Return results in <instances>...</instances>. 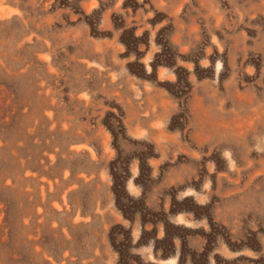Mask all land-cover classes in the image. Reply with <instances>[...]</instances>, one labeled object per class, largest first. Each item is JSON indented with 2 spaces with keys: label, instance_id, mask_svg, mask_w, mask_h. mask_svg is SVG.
<instances>
[{
  "label": "rangeland",
  "instance_id": "obj_1",
  "mask_svg": "<svg viewBox=\"0 0 264 264\" xmlns=\"http://www.w3.org/2000/svg\"><path fill=\"white\" fill-rule=\"evenodd\" d=\"M0 264H264V0H0Z\"/></svg>",
  "mask_w": 264,
  "mask_h": 264
}]
</instances>
